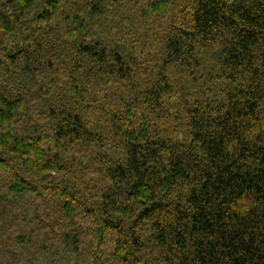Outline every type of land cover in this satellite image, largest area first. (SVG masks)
Listing matches in <instances>:
<instances>
[{"label": "trees", "instance_id": "16d2710c", "mask_svg": "<svg viewBox=\"0 0 264 264\" xmlns=\"http://www.w3.org/2000/svg\"><path fill=\"white\" fill-rule=\"evenodd\" d=\"M0 264H264V0H0Z\"/></svg>", "mask_w": 264, "mask_h": 264}]
</instances>
